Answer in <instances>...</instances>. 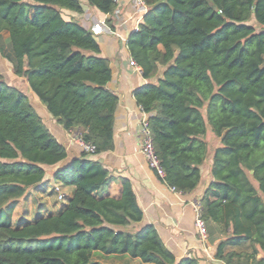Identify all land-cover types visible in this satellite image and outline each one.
Wrapping results in <instances>:
<instances>
[{"label": "trees", "instance_id": "16d2710c", "mask_svg": "<svg viewBox=\"0 0 264 264\" xmlns=\"http://www.w3.org/2000/svg\"><path fill=\"white\" fill-rule=\"evenodd\" d=\"M144 1L126 46L145 79L160 73L134 98L148 115L162 180L181 193L197 187L209 126L220 145L200 199L207 240L217 225L216 258L264 264V0ZM87 3L106 15L116 7ZM62 10L83 9L80 0H0V39L6 33L9 46L4 54L0 43V52L46 112L66 131L80 128L98 154L113 148L118 96L107 88L112 72L95 36ZM66 156L28 96L0 72V264H103L96 256L200 264L176 259L153 225H133L143 213L129 180L84 151L59 165ZM56 165L52 180L73 187L66 204L13 223L19 199L44 186L45 167ZM113 181L119 196L109 194Z\"/></svg>", "mask_w": 264, "mask_h": 264}, {"label": "crops", "instance_id": "0c3cea01", "mask_svg": "<svg viewBox=\"0 0 264 264\" xmlns=\"http://www.w3.org/2000/svg\"><path fill=\"white\" fill-rule=\"evenodd\" d=\"M80 1L83 9L81 13L62 10V15L68 20L73 19L79 22L93 33L99 44L101 56L109 60L112 74L107 88L118 96L113 122V148L98 154H88L87 157L99 161L113 177H123L129 180L143 213L141 221L133 225L135 227L153 225L165 246L176 259L193 256L200 264H225L223 260L215 257L219 239L218 226H210L214 229V235H212V242H209L207 228L206 237H201L194 224V205L200 201L204 190L212 181L210 173L212 155L214 149L220 145L219 139L214 134H209L207 129L205 136L208 145L207 158L200 165L201 179L194 190L186 193L174 191L158 177L140 152L139 123L148 115L137 104L134 90L148 82L155 83L160 73L150 79H145L141 72H137L129 65L130 56L126 40L128 33L135 28L136 23L133 2L122 0L118 15L113 12L106 15L90 6L87 0ZM107 19H110V24L106 22ZM15 77L23 85L22 89H19L27 95L28 84L24 82V78ZM44 114L45 121L43 122L67 151L66 159L59 165L78 157L83 151L81 146L75 142L74 136L79 135L81 129L74 128L66 131L51 115L47 112ZM57 166L52 167L55 169ZM51 174L46 173L45 178L52 179ZM58 184L56 187L59 188L60 184ZM60 186L64 199L59 204V208L66 204L73 190V187ZM120 192V183L113 181L109 186V194L119 196ZM226 250L238 251L240 248L235 246L228 247ZM262 256L260 253L259 257Z\"/></svg>", "mask_w": 264, "mask_h": 264}, {"label": "rangeland", "instance_id": "374dc122", "mask_svg": "<svg viewBox=\"0 0 264 264\" xmlns=\"http://www.w3.org/2000/svg\"><path fill=\"white\" fill-rule=\"evenodd\" d=\"M7 34L3 33L0 39L1 48L4 54L9 52L8 39H6ZM0 72L3 76L4 81L9 85H15L18 88L22 89L23 85L16 79L13 70L12 64L9 62L3 54L0 52ZM14 80L16 82L14 83ZM24 82L27 84L26 80ZM28 88V87H27ZM27 96L31 105L34 107L37 114L45 121L46 112L45 107L39 102L38 98L30 91L28 88ZM43 107V108H42ZM204 113V109H203ZM209 134H213L210 130V127H207ZM46 173L49 174L52 172L53 167H45ZM59 185V184H58ZM57 186V183L52 179H47L45 185L38 187L36 189H29V191L21 197L16 205L14 211L12 212L13 223L19 218H25L27 220H33L38 214H47L48 212H57L59 210V204H61L64 199L62 193V187L59 185V190H55L54 187ZM61 188V189H60ZM98 259L103 264H143L139 260L129 259L127 257H109V258H99Z\"/></svg>", "mask_w": 264, "mask_h": 264}, {"label": "built area", "instance_id": "2783aa9c", "mask_svg": "<svg viewBox=\"0 0 264 264\" xmlns=\"http://www.w3.org/2000/svg\"><path fill=\"white\" fill-rule=\"evenodd\" d=\"M113 1L116 5L115 9L113 10V13L115 15H118L119 6L121 5L122 0H113ZM132 2L134 6V14L136 16V20H135L136 23H135L134 29H137L140 21L142 20L143 15L147 11V6L144 0H132ZM129 65L132 66L137 72H141L140 67L131 58H129ZM139 134L141 136L140 152L145 157L148 166L156 173L158 177L162 179L164 177V172L162 168L160 167L159 161L154 153L152 139L149 134L148 123H147L146 117H144L139 123ZM74 140L81 146L82 151L88 154L94 153L95 146L93 144L83 141L79 137V135L74 136ZM54 189L58 190L59 188L55 186ZM171 189L174 190L173 188ZM194 206H195V221H194L195 227L197 229L198 234L201 237H206L205 223L200 214V201L197 202Z\"/></svg>", "mask_w": 264, "mask_h": 264}]
</instances>
